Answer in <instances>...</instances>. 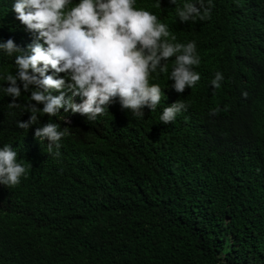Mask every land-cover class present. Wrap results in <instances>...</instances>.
Returning <instances> with one entry per match:
<instances>
[{
  "label": "trees",
  "instance_id": "1",
  "mask_svg": "<svg viewBox=\"0 0 264 264\" xmlns=\"http://www.w3.org/2000/svg\"><path fill=\"white\" fill-rule=\"evenodd\" d=\"M156 2L135 6L177 42L195 41L201 80L175 91L171 58L169 73L149 80L164 91L155 111L137 118L116 98L93 121L61 109L25 130L30 92L21 84V107L9 108L0 90V147L28 169L17 186L0 184V264H264V0H212L211 18L195 22L176 15L185 0ZM13 3L0 0V42L26 49L33 37ZM15 72V55L0 50V77ZM178 100L186 110L161 122ZM50 121L69 129L59 157L35 137Z\"/></svg>",
  "mask_w": 264,
  "mask_h": 264
},
{
  "label": "clouds",
  "instance_id": "2",
  "mask_svg": "<svg viewBox=\"0 0 264 264\" xmlns=\"http://www.w3.org/2000/svg\"><path fill=\"white\" fill-rule=\"evenodd\" d=\"M170 2L176 4V0ZM136 3L137 0H14L16 19L33 37L26 49L11 38L0 42V50L8 56L15 55V74L0 77L9 84L0 89L12 97L8 107H21L16 101L22 88L30 92L25 107L31 116L27 121H18V128L28 130L40 116L54 117L61 109L86 115L88 121H93L104 115L116 98L123 109L142 118L143 109L155 111L164 95L159 84L150 85V77L156 80L168 74L173 57L169 80L175 82V91L183 93L186 87L198 84L201 75L195 68L201 58L195 41L177 42L166 23ZM211 4L212 0H185L182 7H176V15L181 22L210 19ZM152 7L160 8L161 0ZM223 81V73L217 71L211 86L219 89ZM247 95L243 93L245 98ZM76 97L82 102L77 103ZM186 108L178 100L164 107L159 119L171 123ZM221 110L217 106L209 114L218 115ZM223 111H228L227 105ZM68 134V127L61 130L59 123L51 121L35 130V137L48 141V153L56 157L60 156V141ZM17 156L11 145L0 147V184L15 187L26 176L28 169L17 161Z\"/></svg>",
  "mask_w": 264,
  "mask_h": 264
}]
</instances>
